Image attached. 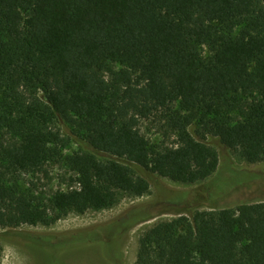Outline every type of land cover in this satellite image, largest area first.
Returning <instances> with one entry per match:
<instances>
[{
  "label": "trees",
  "instance_id": "trees-1",
  "mask_svg": "<svg viewBox=\"0 0 264 264\" xmlns=\"http://www.w3.org/2000/svg\"><path fill=\"white\" fill-rule=\"evenodd\" d=\"M111 62L125 67L115 82L106 77ZM21 86L40 94L36 103L22 104ZM2 90L1 170L28 172L52 161L60 139L52 141L44 127L55 121L77 126L83 150L66 157L78 188L56 193L50 209L12 190L0 172V230L50 227L72 212L110 209L120 193L144 197L151 188L144 172L182 185L206 182L222 167L209 134L264 167V0H0ZM245 94L259 101L243 121L225 116L208 133L191 131L192 113L217 105L234 111ZM176 104L186 114L172 120L179 146L158 152L140 121ZM240 173L246 180L221 198L213 187L196 193L165 186V202L188 217L150 229L135 264H264V168L230 166L226 178ZM248 192L261 198L230 206ZM155 216L140 207L113 225L62 237L121 264L130 229Z\"/></svg>",
  "mask_w": 264,
  "mask_h": 264
},
{
  "label": "rangeland",
  "instance_id": "rangeland-1",
  "mask_svg": "<svg viewBox=\"0 0 264 264\" xmlns=\"http://www.w3.org/2000/svg\"><path fill=\"white\" fill-rule=\"evenodd\" d=\"M109 66L112 71L106 74V77L108 80L115 82L117 75L125 67L112 64V62ZM118 85L120 86V84ZM3 95L2 90L0 99ZM39 95L38 92L28 89L26 86H21L18 90V97L24 105L36 103ZM258 101L257 95L245 94L240 96L239 101L237 100L234 104L236 107L234 111H227V108L222 105H217L212 111L197 110L191 114L194 120L191 131L194 132L199 129L204 133H208L213 123L225 116H229L233 122L243 121L247 108ZM182 110V107L176 104L172 107V110L160 111L149 119L140 121V132L148 139L154 150L162 152L179 146L177 134L173 130L172 120L180 115H186ZM44 124L46 125V123ZM44 131L53 134L52 141H56V137L60 139L58 141L60 146H58L56 157L52 161L46 163L41 169L28 172H14L5 168L1 170L0 165V172L6 174L7 184L12 190L26 194L34 203L50 209L51 200L56 193L78 188L77 176L69 168L66 157L82 151L83 147L77 142L76 125L55 121L46 125ZM207 137V141L212 142L222 158V167L218 176L191 186L173 183L170 180L144 172L142 174L149 180L151 185L149 193L144 197H135L130 193H120L117 203L110 209L89 211L84 215L72 212L50 227L25 225L20 229H2L0 230V264H112L106 261L99 248L95 246L89 249L78 248L76 247L78 245L76 240L62 236L68 232L87 229L96 225H113L115 220L122 215L136 208L147 207L149 212L157 214V216L131 228L121 246V264H135L140 240L150 229L161 222L173 221L182 216L188 217L187 214L181 213L180 208L168 205L165 202V186L181 192L196 193H207L213 187L217 188L218 192L216 194L221 198L227 196L229 190L235 188L241 179L246 180V175L243 173L226 178L230 166L249 170L250 172H259L261 168H264L263 166L248 164L240 151L227 150L220 146L212 134ZM254 184L256 185V183ZM262 184L258 185V192L262 191V193L259 192V195H264V185ZM258 198L261 197L257 196L255 198L252 192H248L233 196L230 198L229 204L231 207H236L245 199L255 200ZM191 207L194 211L195 209L198 210L195 208L194 203ZM199 210L211 211L203 207Z\"/></svg>",
  "mask_w": 264,
  "mask_h": 264
}]
</instances>
